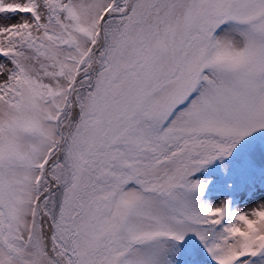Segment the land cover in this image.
<instances>
[{"label":"snow or ice","instance_id":"obj_1","mask_svg":"<svg viewBox=\"0 0 264 264\" xmlns=\"http://www.w3.org/2000/svg\"><path fill=\"white\" fill-rule=\"evenodd\" d=\"M0 264H264V0H0Z\"/></svg>","mask_w":264,"mask_h":264}]
</instances>
